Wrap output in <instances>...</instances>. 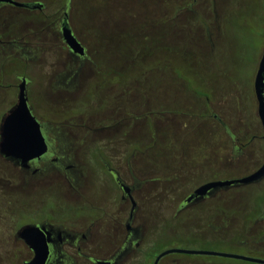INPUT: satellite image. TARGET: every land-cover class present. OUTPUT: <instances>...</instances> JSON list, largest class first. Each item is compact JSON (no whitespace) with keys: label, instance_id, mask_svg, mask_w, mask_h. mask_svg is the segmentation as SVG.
I'll return each mask as SVG.
<instances>
[{"label":"flooded vegetation","instance_id":"af4514ba","mask_svg":"<svg viewBox=\"0 0 264 264\" xmlns=\"http://www.w3.org/2000/svg\"><path fill=\"white\" fill-rule=\"evenodd\" d=\"M14 1L24 6L0 2V140L2 120L16 106L24 83L29 109L47 149L26 163L0 153V201L1 165L6 163L13 170V255L24 253L22 264L33 259L34 248L19 236L21 229L31 226L36 229L30 236L31 245L47 248L43 264H257L180 253L157 260L162 253L179 249L157 252L165 228L164 234L171 238L183 235L191 241H219L241 251L224 253L264 260V176L249 184L200 191L209 183L242 179L263 167L264 128L255 94L250 121H220L217 142L211 138L210 129H205L203 144L207 151L196 155L203 157V163L194 165L193 154L179 152L166 158L169 168L162 164L155 170L144 165L133 169L131 158L151 148L144 147L146 141L158 147L157 133L152 134L150 122L160 128L164 114L159 110L157 116V97L149 92L152 85L147 86L141 74L138 79L125 78L130 64L139 60L131 58L130 49L124 50L130 25L125 23V30L118 25L97 26L99 35L110 44L108 49H113L112 41L116 47L115 55L104 63L111 71L107 72L103 63L88 55L86 46L71 29L67 5L61 14L58 10L45 14L44 2ZM125 2L128 18L129 3ZM35 14L43 16L42 25L27 19ZM17 15L25 17L23 25L16 24ZM64 28H69L82 45L83 55L73 53L66 45ZM52 46L59 57H40ZM133 52L138 53V48ZM87 86L94 90L106 86L104 96L110 104L100 101L95 109L86 110L53 105L45 112L35 111L30 103L31 92L51 101H74L82 93L86 95ZM3 97H12L13 102L2 104ZM82 150L83 160H79L77 154ZM210 160L216 162L212 179L203 169ZM149 188H153V194L169 188L166 193H172L173 200L170 210H164L166 215L153 222L145 216ZM246 188L253 189L252 194L242 192ZM33 190L43 193L44 204L26 209L21 201L17 207V198ZM246 194L251 200L241 203ZM18 208L22 209L20 219Z\"/></svg>","mask_w":264,"mask_h":264},{"label":"rangeland","instance_id":"374dc122","mask_svg":"<svg viewBox=\"0 0 264 264\" xmlns=\"http://www.w3.org/2000/svg\"><path fill=\"white\" fill-rule=\"evenodd\" d=\"M38 1L46 4L45 14L57 10L61 14L67 5L71 29L86 46L88 55L95 56L104 68L107 58L115 55L116 47L112 41L113 49H108L110 44L99 35V27L118 25L120 30H125V23L130 25L129 37L125 39V49L122 50L130 49L131 58L137 57L139 60L130 64L125 78L138 79L141 74V78L146 79V85H152L149 92L157 97L156 114H164L160 118L163 122L160 128L150 122L152 134L157 133L158 147L146 141L144 147L151 148L131 158L133 169L144 165L149 170H155L161 168L162 164L169 168L166 158L174 157L179 152L193 154V164H201L203 157L196 155L207 151L203 144L207 127L211 131V138L217 142L220 121L252 119L253 81L264 46V0H128V18L125 16V0ZM16 19V24L20 25L24 24L23 20L26 21L21 15H17ZM27 19L40 25L44 20L39 14ZM55 48L52 46L40 57H47L48 54L59 57V52L54 53ZM133 48H138V53L133 52ZM17 61L19 63L20 60ZM37 67L42 68L41 65ZM85 91L86 95L82 93L70 102L66 98L51 101L44 96H35L32 92L29 98L35 111L37 108L45 112L53 105L76 106L86 110L95 109L96 105L101 104L100 101H104V105L110 104L109 98L104 96L106 86L98 90L87 86ZM10 102H13L12 97H3L2 104ZM151 132L146 131V134ZM113 152L116 153V150ZM77 157L83 160V150ZM214 163L210 160L209 166H202L209 179L213 178L212 172L216 169ZM1 168L4 172L0 201V264H22L26 255H13V239L10 236L15 208L13 170L6 163ZM126 179L131 183L130 177ZM152 190L148 189L149 204L145 213L149 222L165 216L164 210L169 211L173 203L172 193H166L169 188L158 189L157 194H153ZM252 190L246 188L242 192L252 194ZM247 194L240 199L241 203L251 200ZM21 201L26 209H31L38 203V206L43 205L45 198L42 192L33 190L17 198V207L21 206ZM18 210L17 217L20 219L22 209ZM164 231L165 228L157 252L169 248L221 253L240 251L219 241H191L182 238L183 235H179V239L171 238ZM210 258L220 260L219 257Z\"/></svg>","mask_w":264,"mask_h":264},{"label":"water","instance_id":"95a60500","mask_svg":"<svg viewBox=\"0 0 264 264\" xmlns=\"http://www.w3.org/2000/svg\"><path fill=\"white\" fill-rule=\"evenodd\" d=\"M0 2L10 3L13 6L22 7L21 4L14 0H0ZM63 38L66 45L73 53L80 55L84 54L82 45L72 34L69 28L63 29ZM253 89L255 98L257 101L259 119L264 128V46L262 49L261 58L258 63L257 71L253 81ZM46 144L42 135L40 134L39 125L35 118L32 116L28 106V98L25 90L24 83L20 85L18 94V101L16 106L9 111V113L3 118L1 126V140H0V153L6 158H17L22 163L37 158L46 152ZM264 176L263 167L251 176L225 182L209 183L202 187L200 191L208 190L212 187L223 186L229 184H249ZM36 230L34 227L27 226L21 229L19 236L25 240V242L34 248L35 255L33 259L25 264H43L47 257V248L45 245L41 247H34L31 244L30 236L32 231ZM180 253L189 255H205L213 257L234 258L250 261L257 264H264V260L247 258L239 255H233L224 252H212V251H198L187 249H171L162 253L157 260L167 254ZM156 260V261H157ZM156 264V263H155Z\"/></svg>","mask_w":264,"mask_h":264}]
</instances>
